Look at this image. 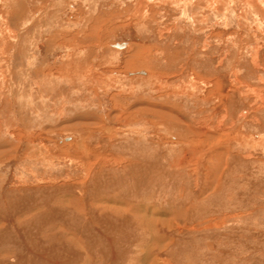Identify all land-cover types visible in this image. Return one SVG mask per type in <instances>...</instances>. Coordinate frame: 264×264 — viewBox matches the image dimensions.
Returning a JSON list of instances; mask_svg holds the SVG:
<instances>
[{"label": "rangeland", "instance_id": "374dc122", "mask_svg": "<svg viewBox=\"0 0 264 264\" xmlns=\"http://www.w3.org/2000/svg\"><path fill=\"white\" fill-rule=\"evenodd\" d=\"M0 264H264V0H0Z\"/></svg>", "mask_w": 264, "mask_h": 264}, {"label": "water", "instance_id": "95a60500", "mask_svg": "<svg viewBox=\"0 0 264 264\" xmlns=\"http://www.w3.org/2000/svg\"><path fill=\"white\" fill-rule=\"evenodd\" d=\"M115 48H120V49H124L126 47V44L125 43H116L114 45Z\"/></svg>", "mask_w": 264, "mask_h": 264}, {"label": "bare ground", "instance_id": "6f19581e", "mask_svg": "<svg viewBox=\"0 0 264 264\" xmlns=\"http://www.w3.org/2000/svg\"><path fill=\"white\" fill-rule=\"evenodd\" d=\"M125 44H126V43H125ZM126 47H127V44H126ZM126 47H125V48H126ZM119 49H120V48H119ZM143 73H144V72H143ZM143 73H142V74H143ZM144 74H146V72H145Z\"/></svg>", "mask_w": 264, "mask_h": 264}]
</instances>
